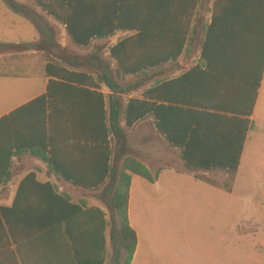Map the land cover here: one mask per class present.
Listing matches in <instances>:
<instances>
[{
  "label": "trees",
  "instance_id": "16d2710c",
  "mask_svg": "<svg viewBox=\"0 0 264 264\" xmlns=\"http://www.w3.org/2000/svg\"><path fill=\"white\" fill-rule=\"evenodd\" d=\"M30 1L35 8L4 0L34 25L38 39L0 42V50L40 52L50 77L47 92L0 123L34 110L36 135L15 147L40 157L75 186L102 189L95 196L107 210L73 201L31 172L21 180L13 205L0 207V254L7 264L19 258L22 264H106L109 259L110 264H132L138 245L129 219L132 174L154 182L159 171L152 175L127 128L152 116L157 129L180 149L188 170L225 171L234 181L264 73V0H215L207 23L197 18L201 0ZM36 9L65 26L79 48L131 32L110 47L116 70L100 56L101 47L82 56L62 46L55 28ZM197 43L200 63L185 75L195 76L197 88L211 76L213 94L237 87L245 60L259 64L254 78L239 82L246 89L244 114L228 116L230 108L215 97L207 103L191 101L192 108L178 107L169 93L177 81H159V74H167L163 66L177 67ZM126 76L138 80L121 83ZM155 77L139 97H128ZM12 156L0 148V186L11 180Z\"/></svg>",
  "mask_w": 264,
  "mask_h": 264
},
{
  "label": "rangeland",
  "instance_id": "374dc122",
  "mask_svg": "<svg viewBox=\"0 0 264 264\" xmlns=\"http://www.w3.org/2000/svg\"><path fill=\"white\" fill-rule=\"evenodd\" d=\"M19 1L35 8L30 0ZM214 1L201 0L197 18L209 22ZM37 11L55 28L56 39L62 46L82 56L101 47L100 56L109 62L113 71L116 70V62L109 57L110 47L131 32L121 31L109 39L95 40L89 48H79L72 43L65 26ZM4 27L24 29L29 37L33 33L38 34L34 25L0 0V28ZM3 37L5 36H0L1 43H15ZM200 49V44L197 43L183 56L199 59ZM20 53L10 49L0 50L3 58L10 57L9 55L17 57ZM137 80L138 77L126 76L120 82L131 83ZM155 80L156 77L128 97H139L142 89ZM141 128V124L137 125L129 133V141L138 149L141 144ZM158 166L162 170L169 164ZM172 166L183 176L191 175L182 164L175 163ZM198 173L210 180L204 183L212 189L211 204L204 202L208 196L201 188L195 190L196 200L189 202L188 199L192 200L194 196H189L186 186L173 180L170 175L165 178L166 186L161 190L162 193L150 197V201L135 188L132 194V211L138 217L137 228L140 235V258L137 264H144L142 257L147 250V241L152 247L150 246L145 259L146 264H208L210 261L211 264H264V135L259 140L250 136L241 169L234 181L231 182V177L219 170ZM134 178L136 183L147 182L139 176ZM194 178L199 180L195 176ZM78 196L80 195L77 194L76 197ZM148 202L151 209L154 204H158L157 212L147 207ZM107 264H110V259Z\"/></svg>",
  "mask_w": 264,
  "mask_h": 264
},
{
  "label": "crops",
  "instance_id": "0c3cea01",
  "mask_svg": "<svg viewBox=\"0 0 264 264\" xmlns=\"http://www.w3.org/2000/svg\"><path fill=\"white\" fill-rule=\"evenodd\" d=\"M2 5L5 7L4 4ZM259 27H261V25ZM3 35L5 36L3 39L15 43H30L35 41L38 37V34L36 35L35 33L29 37L25 34L24 29L16 30L12 27L0 28V36ZM26 38L30 39L27 40ZM9 56L10 57L7 58H5V56L4 58L0 56V119L20 110L32 100L46 94L50 79L45 71L46 61L40 52L28 51L20 53L17 57L12 55ZM198 63H200V58H186L182 55L177 67L174 66L170 70L168 68L169 65H165L163 66V71H166L167 74L158 75V77L161 78L159 81L165 78L177 81L169 92L180 103L177 106L186 109L192 108L190 107L191 101L195 100L207 103L211 102L213 97H215L217 102H222V104L230 108L229 111H227L228 116L244 114L246 110V89L241 85L243 83L239 84V82L246 81L245 77H247V80H249L250 76L254 78L255 73L258 74L259 64L255 65L251 60H245L242 62V68L236 76L237 79L235 82L238 84L237 87L231 92H223V89L221 88L218 94L217 92L213 94L211 76H208V78L205 76L202 88H197L195 85V76L185 75L188 74ZM256 66L257 69L255 70ZM159 71L160 68L158 69V72ZM166 91H169L168 88ZM34 116V110L27 109L15 114L10 119H6L3 123H0V148L8 151L11 150L13 154L12 165L10 168L11 180L6 185L0 186V207H11L13 205L21 180L29 173L34 172L38 180L43 182H53L57 185L59 192L69 194L73 201H85L88 206L100 207L107 210L105 204L95 196V194L100 193L102 189H86L75 186L72 183L61 179L55 172L50 171L46 161L40 157L33 155V153L27 149H19L15 147V144H24L25 141H28L31 137L36 135L37 131ZM249 119L250 127L247 140L244 143L238 172L241 169L242 160L245 156L250 136L253 135L256 140H259L264 135V73L258 89L254 110ZM140 124L142 125L140 148H136L131 143V140L130 143L135 150L140 152L142 161L149 167L152 175L155 176L158 171L159 175L154 182H149L145 179L147 182L142 181L136 183L134 177L138 175L132 174V185L129 198V219L131 226L135 229L138 235V245L132 264H137L140 258V235L137 228L139 220L138 217H135V214L132 211V194L135 188L139 194L148 197L150 201V197L152 198L153 196L162 193L161 190L166 186L165 178L170 175L173 177V180L186 186L185 188L190 192L189 196H194L192 200L188 199L189 202H194L196 200L195 190L201 188L205 192V195L208 196L207 200L204 201L203 199V201L205 203L207 202V204L212 203V196H210L212 194V189L209 186H205V183L210 182V180L201 176L204 174L198 173L209 171L188 170L181 159L180 149L171 145L166 137L157 129L154 117L150 116L137 125ZM134 128L129 130L127 128V134ZM38 131L41 133L42 130L39 129ZM165 163H168L169 166L166 169L159 170L160 167L158 164ZM175 163L182 164L189 172H191V175L186 174L183 176L177 168L172 166ZM194 176L199 180H196ZM77 194L80 196L76 197ZM147 204V207L151 209L150 202ZM159 205H161V202H159ZM157 209H159L158 204H154L153 209L151 210L157 212ZM150 246L152 247V245ZM150 246L147 241V250L142 257V259H144V264H146L145 259L149 254L148 251H150ZM108 249H111L109 242ZM210 262L208 264H211ZM0 263L7 264L6 258H3L1 254ZM17 264H22L20 258L17 260Z\"/></svg>",
  "mask_w": 264,
  "mask_h": 264
}]
</instances>
